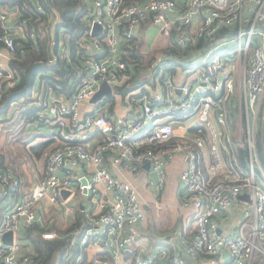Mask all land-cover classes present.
<instances>
[{
  "label": "built area",
  "instance_id": "2783aa9c",
  "mask_svg": "<svg viewBox=\"0 0 264 264\" xmlns=\"http://www.w3.org/2000/svg\"><path fill=\"white\" fill-rule=\"evenodd\" d=\"M90 3L88 32L94 39L74 92L66 96L50 89L44 95L39 78L32 86L27 106L38 110L28 126L35 133L51 134L46 138L51 144L43 153L44 164L34 163L30 191L25 192L14 166L0 168V264H32L26 228L45 226L53 208L69 216L74 210L70 205H76V215L80 210L81 226L66 234L71 236L69 252L77 254L80 264H187L183 255L194 260L220 257L225 249L231 264H264V161L259 144L264 0H184L181 7L179 0ZM35 5L42 10L38 1ZM176 8L179 13L170 17ZM17 19L21 31L14 33L8 21ZM146 19L166 39L165 51L136 77L122 41L133 38V30ZM0 21L2 105L21 82L10 60L16 38L26 36L29 18L17 6L10 12L0 7ZM96 22L102 32L94 36ZM30 35L36 38L34 32ZM175 43L193 49L171 54L167 48ZM105 84L111 94L105 92L86 110L84 105ZM26 100L15 98L5 114L0 112V120ZM179 156L185 159L178 179L179 206L192 209L194 227L188 235L175 228L171 246H152L141 232L145 205L170 209L162 193L168 165ZM145 176L151 197L138 186ZM63 190L70 191L67 197ZM241 196H247L246 208L237 230H220L219 217ZM10 231L13 239L7 242ZM42 236L60 237L56 230Z\"/></svg>",
  "mask_w": 264,
  "mask_h": 264
},
{
  "label": "trees",
  "instance_id": "16d2710c",
  "mask_svg": "<svg viewBox=\"0 0 264 264\" xmlns=\"http://www.w3.org/2000/svg\"><path fill=\"white\" fill-rule=\"evenodd\" d=\"M37 1L42 6L41 11L35 5ZM0 3L17 6L21 13L29 18L26 36L16 38L18 45L14 57L10 60V66L17 75H20L21 82L15 89L8 92L6 98L10 93L24 86L28 71L35 62H42L43 64V67L38 70L35 80L39 78L44 95L50 89H54L57 94L70 96L79 80L80 67L83 65L84 58L90 54L88 45L92 44L94 39L88 32L92 14L90 16L91 8L88 7L85 0H0ZM57 13L60 15V21L52 31L51 25ZM30 32L35 33V39L31 37ZM53 34L56 43L54 47L52 46ZM61 38L67 43L66 46L69 51V54L64 57L59 54L58 45ZM133 39L123 40L122 49L127 52L125 58L134 66L135 75L138 77L141 76L144 67L152 63L155 57L143 54L139 42ZM192 49L193 47L190 45L183 50L176 43L167 48L168 52L175 55H183ZM55 54L57 59L50 64V59ZM32 92L33 88L21 96L25 97L27 102L22 104L15 113L0 120H13L9 127L14 130L17 127L16 131L24 132L22 134L23 139H29L31 142L39 136L37 133L28 132L27 129L28 124L36 119L38 110L36 106H27L28 101L32 100ZM6 111L7 109H0L2 114H5ZM40 135L47 138L51 134ZM50 144L51 140L46 139L31 145L28 150V158L32 160L41 158ZM259 144L264 161L261 133ZM4 159L6 158L0 151V168L7 165L4 163ZM77 213L80 214V210ZM78 214L75 216L74 222L66 228L62 225H49L51 221H48L45 226L35 224L26 228L28 240L33 247L32 264H78L77 254H70L69 252L71 250V236L66 235L81 226L82 223L78 221ZM54 220H58V218ZM46 230H56L60 237L52 240L45 239L42 232Z\"/></svg>",
  "mask_w": 264,
  "mask_h": 264
},
{
  "label": "crops",
  "instance_id": "0c3cea01",
  "mask_svg": "<svg viewBox=\"0 0 264 264\" xmlns=\"http://www.w3.org/2000/svg\"><path fill=\"white\" fill-rule=\"evenodd\" d=\"M184 0H179V6L181 7ZM88 7L91 8L90 0H85ZM1 9H3L5 12L13 11L15 9V6H9L7 4L0 3ZM180 9L176 8L175 11H171L169 16L173 17L176 16L179 13ZM57 17V16H56ZM56 17L54 18L53 23L56 20ZM19 20L15 21H8V27L10 28L11 32L19 33L21 31ZM52 23V25H53ZM51 25V30H52ZM3 26V22L0 21V27ZM155 29V30H154ZM53 31V30H52ZM155 31V32H154ZM134 33V39L139 42L140 50L143 54L146 56H154L157 57L159 54L161 55L165 50L164 46L166 39L164 36L159 32V29L157 26L152 22L151 19H146L142 24L137 27L135 30H133ZM133 39V40H134ZM53 47L55 46V38L53 34ZM66 42L63 38L60 39L59 42V54L64 57L69 54L68 48L66 46ZM91 45V44H90ZM53 58L56 60L57 55L55 54ZM54 60V61H55ZM148 65V64H147ZM147 67V66H146ZM144 67V69L146 68ZM32 88V87H31ZM54 90V89H53ZM54 92H56L54 90ZM92 101L90 103H86L84 107L86 110H89V107L91 108ZM28 129L30 133H35L34 130L28 126ZM28 131V132H29ZM39 136L35 138L30 144L33 145L35 143H38L40 141L46 140V138L40 133H37ZM30 145V146H31ZM28 160L33 164V166H30L31 169H28L27 166L23 167H14L23 178V188L25 192H29V183L32 182V178L30 176V173L32 169L35 168V164L32 159ZM38 162V161H37ZM185 164V159L183 157H177L174 159L169 165H168V182L165 190L162 193L163 199L168 201L170 203V209L168 210V215L162 217H159L158 210L153 206V204L147 205L148 208H145L146 211H154V213H150L147 215V219L145 224L142 226V234L145 236H148L151 240L152 246L155 245H166L171 246L174 237L172 236L173 230L175 228H180L186 235L191 234L193 227H194V218H193V212L192 209L188 208H181L179 206V201L181 197V190L179 187V172L182 166ZM176 183V184H174ZM27 185V186H26ZM138 186L143 189L146 196L152 195V189L147 186V179L146 176L141 179L138 183ZM150 188V189H149ZM147 190V191H145ZM152 190V191H151ZM241 198V197H240ZM246 208V203L241 198L238 202H236L227 212L223 213L219 217L221 230H223L226 233H234L237 230V227L241 221V218L243 216V211ZM3 204L0 202V221L3 217ZM49 213V212H48ZM47 213V214H48ZM154 214V216H153ZM155 215L158 216L155 218ZM75 219V218H74ZM74 222V220L70 223V225ZM54 224L53 221L49 223V225ZM64 228L68 227L67 225H64L63 223H60ZM69 225V226H70ZM24 229V228H23ZM31 248V247H30ZM93 252V251H91ZM33 255V253H32ZM186 259L187 264H231V257L227 249H225L220 257H208L203 256L196 260L191 259L190 257L183 255ZM86 257H89V254L86 253ZM78 262V261H77ZM78 264H80L78 262Z\"/></svg>",
  "mask_w": 264,
  "mask_h": 264
},
{
  "label": "rangeland",
  "instance_id": "374dc122",
  "mask_svg": "<svg viewBox=\"0 0 264 264\" xmlns=\"http://www.w3.org/2000/svg\"><path fill=\"white\" fill-rule=\"evenodd\" d=\"M155 30V29H154ZM155 32V31H154ZM9 120H2L0 121V151H2V154L5 156L6 159H4V163L12 165L14 167H23L27 166V171L28 169H31L30 166H33V164L28 160L29 157V149H30V143L29 139H23L22 134L24 132H18L17 127L14 130L13 128L9 127V124L13 122ZM37 161L43 165L45 162V158L42 155L41 158H35L33 160L34 163H37ZM36 168V166H35ZM176 184V183H174ZM142 193L145 195V192L141 188ZM147 191V190H145ZM247 196H241L242 199H245ZM69 208H74V210L70 209V211H73V213H69V216L65 215V212L63 213H58L56 208H53L49 210V213L46 214V222L48 221H53V225H59V223H63L64 225L69 226L70 223L74 220L75 213H76V205H70L68 206ZM66 209V208H64ZM166 211V212H163ZM163 211H158L161 212L159 213V217H164L168 215V209L163 210ZM150 213H154V211H146V214L149 215ZM154 216V214H153ZM158 216L155 215V218ZM50 218V219H49ZM58 218V220H54ZM165 219V218H163ZM52 225V226H53Z\"/></svg>",
  "mask_w": 264,
  "mask_h": 264
},
{
  "label": "water",
  "instance_id": "95a60500",
  "mask_svg": "<svg viewBox=\"0 0 264 264\" xmlns=\"http://www.w3.org/2000/svg\"><path fill=\"white\" fill-rule=\"evenodd\" d=\"M60 21V15L57 13V17H56V20L55 22L53 23L52 25V30L55 29L56 25L59 23ZM102 32V27L96 22L93 24L92 26V34L94 36H97L99 35L100 33ZM43 67V64L42 62H35L29 69L28 71V74H27V77H26V81H25V84L22 88L20 89H17L16 91L10 93L8 95V97L6 98L5 102L0 105V109L1 110H4L6 109L10 103L15 99V98H18V97H21L23 95H25L30 89L31 87L33 86V84L35 83V78H36V75H37V72L40 68ZM107 93V94H111V88L109 85L105 84L92 98H91V101L92 102H96L104 93ZM261 140H262V147H263V152H264V112H263V116H262V123H261ZM147 168H149V163H147L145 165ZM84 182H86V179H83ZM70 193V191L68 190H63L62 191V195L64 197H67L68 194ZM145 208H148L147 205H145ZM221 230V229H220ZM219 230V231H220ZM12 239H13V232H8L5 234V240L7 242H12ZM147 257V256H145Z\"/></svg>",
  "mask_w": 264,
  "mask_h": 264
}]
</instances>
